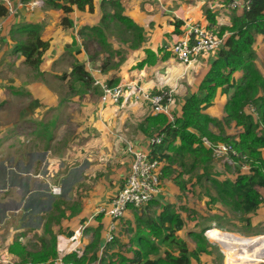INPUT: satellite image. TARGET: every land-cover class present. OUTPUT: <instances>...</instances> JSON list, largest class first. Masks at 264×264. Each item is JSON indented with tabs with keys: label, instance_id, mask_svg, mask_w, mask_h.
Masks as SVG:
<instances>
[{
	"label": "crops",
	"instance_id": "1",
	"mask_svg": "<svg viewBox=\"0 0 264 264\" xmlns=\"http://www.w3.org/2000/svg\"><path fill=\"white\" fill-rule=\"evenodd\" d=\"M8 1L11 10L4 5L7 13L0 17V256H5L9 260L6 262L8 264H51L56 257H61L69 264H105V259H100V255L115 243L109 244L106 239L109 234H113L119 220L134 217L137 212L138 216L142 215L148 204L171 206L168 202H163L166 194L162 182L166 166L162 164L160 192L146 206L140 209L128 207L118 220L97 214L98 209L106 208L111 198L122 188L130 171L133 156L121 149V142L129 141L134 150H137V146H149L151 138L144 128L137 126L135 120L141 121L154 114L148 109L149 104L126 86L132 84L141 92L152 94L173 90L177 103L171 105L170 111L174 117H178L185 98L197 92L199 83L209 71L217 52L202 54L190 65H181L169 50V46L183 35V24L175 32V21H190L207 31H219L221 27L230 26L231 20L241 16L243 12L230 10L225 0H118L124 9V15L143 29L142 42L137 49L127 50L128 54L119 67L102 69L105 61L111 63V57L109 61L107 52L105 54L96 41L87 42L80 34L84 27L99 24L102 17L101 0L93 1L92 13L85 7L80 11L74 8L69 14L47 7L45 0ZM34 2H39V5L33 6ZM206 9L215 16V23L212 25L205 17ZM63 17L72 22V27L64 28L61 25ZM23 25L41 26V38L49 43L38 70L26 65L24 57L15 51V46L26 38L22 32ZM115 25L111 24L113 28ZM108 34L110 33L105 32L111 50L120 49L122 43L114 42ZM228 36L230 33L225 32L223 41ZM85 43L88 44L87 48ZM91 46L97 47L95 53L100 51L96 57L95 53L91 55ZM147 50L156 54L155 64L138 68L137 65L146 58ZM253 50L256 54L255 66L264 77L263 35L256 37ZM65 54H69L73 60L68 67V74L74 60L83 64L100 94L95 105L83 113L84 116H93L91 120L86 119V135L92 142L104 147L103 154H98L97 160L79 150L64 156L66 161H62L59 157L50 158V150L37 152L32 151L31 145L30 150L22 146L25 138L31 137L30 142L37 138V121L43 118L45 112L50 107L57 112L61 107L59 97L55 95L58 93L52 87L55 84L54 75H58L56 62ZM103 54L104 60L101 59ZM91 56L95 57L93 61H90ZM39 72L45 75L44 78L39 76ZM64 76L66 75L58 78L63 80ZM241 76L240 72L234 74L236 79ZM94 81L110 87L123 86L124 97L117 104L103 105L100 101L101 88ZM261 95L264 96V92ZM227 99V95L218 94L204 114L222 121ZM80 104L85 109L86 105L94 103L84 101ZM115 110H119L117 115ZM121 112L133 122L132 132H114L116 126L122 127V122L126 121L119 120ZM246 113H250V108L246 109ZM108 118L110 127L106 125ZM45 121L50 123L44 127L45 134L41 136H45V142L48 141L47 149L52 128L51 119ZM54 122L57 123V120L52 121ZM228 127L235 129V133L231 134ZM208 129L212 135H220L219 128L210 125ZM222 129L227 135H235L241 130L234 122L223 124ZM47 131H50L48 136ZM104 157L108 159L104 160ZM58 172L63 176L64 183L57 182ZM55 186L60 188V194L51 192V188ZM195 186L191 185V190ZM61 195L67 204L60 201ZM162 208L157 215L162 212ZM257 211L264 216V206ZM180 218L182 219L181 216ZM10 219H14L13 222ZM138 221L143 220L139 218ZM184 230L183 227L178 235ZM184 232L188 235L189 232L199 231L188 228ZM43 251L54 252L56 257L51 256L46 262H37ZM104 253L110 254L107 249ZM119 255L121 254L117 252L115 257L118 259ZM112 261L110 259L107 264H113Z\"/></svg>",
	"mask_w": 264,
	"mask_h": 264
},
{
	"label": "trees",
	"instance_id": "2",
	"mask_svg": "<svg viewBox=\"0 0 264 264\" xmlns=\"http://www.w3.org/2000/svg\"><path fill=\"white\" fill-rule=\"evenodd\" d=\"M93 1L45 0V4L47 7L62 10L64 14L71 13L74 8L80 11L85 7H88V12L92 13ZM100 7L102 17L99 24L84 27L80 31L81 38L87 42L96 41L100 49L107 52L108 60L116 51L111 50L105 32L129 35L133 44L130 49H137L142 42L143 29L124 15L121 3L118 0H101ZM6 13V7L0 3V17L5 16ZM204 14L209 24L215 23V16L209 10L206 9ZM114 23L116 25L113 28L111 24ZM182 24L181 21H175V32H178ZM61 25L69 28L72 27V22L67 17H63ZM22 32L26 38L24 42L15 46V51L24 57L26 65L38 70L49 43L42 40L39 25H23ZM225 32H229L230 36L217 52V57L199 83L197 92L185 98L181 106V114L174 117L173 122L163 114L148 115L145 118V121L155 128L158 133L157 138L160 140L159 143H149L148 158L165 164L166 169L172 164L182 168L189 176L190 185H202L203 182L212 184L219 199L245 218L247 230L237 233L254 236L258 233H252L250 217L255 215L259 207L264 206V151H261L264 148V96L261 95L264 92V77L255 66L256 54L253 46L258 35L264 36V0H249L248 8L243 10L241 16L234 17L230 26L221 27L219 31L211 30V33L220 37ZM84 45L87 48L88 44ZM145 53L146 58L137 65L138 68L155 64L156 54L150 50ZM94 59L95 57L91 56L90 61ZM108 63L105 61L103 65L106 67ZM71 68L70 75L77 81L87 84L91 80L83 64L74 60ZM239 72L242 76L236 79L234 74ZM218 94L228 96L224 106L225 117L222 121L204 114L212 106ZM247 108L252 109L253 112L247 114ZM231 122H234L236 127H240L239 133L235 135L224 133L222 125H229ZM210 125L219 128L220 136L210 133L208 129ZM203 137L212 144L222 142L231 145L237 153L245 157L241 159L240 156L231 155L238 166L243 162L248 164L247 174H239L233 181L227 179L220 181L210 164L213 158L212 151L202 144ZM196 169L200 170L201 174L194 175ZM192 177L197 178L195 184L192 183ZM183 227L184 221L173 208L169 205L164 206L157 217L146 222V229L151 231L155 243L144 239L145 250L126 259L124 264H191V258L207 252V244H202L205 230L187 233L198 244L193 251L178 235ZM213 229L235 233L223 229L221 225H216ZM158 247L164 249V255L153 258ZM51 256L55 258L56 254L43 251L38 256L37 262H46Z\"/></svg>",
	"mask_w": 264,
	"mask_h": 264
},
{
	"label": "rangeland",
	"instance_id": "3",
	"mask_svg": "<svg viewBox=\"0 0 264 264\" xmlns=\"http://www.w3.org/2000/svg\"><path fill=\"white\" fill-rule=\"evenodd\" d=\"M109 37L113 39V41H118L122 43V47L113 53L111 56V63L109 62L105 68H117L123 62L124 58H126L129 48L133 45L130 36H124L120 33H110L108 34ZM116 49V47H115ZM97 50L96 46H91L90 51L91 55L95 53ZM114 51V50H113ZM122 51V52H121ZM100 53V51L96 52L94 56ZM105 53V51H104ZM106 54V53H105ZM108 56V54H107ZM101 59H105V55L101 56ZM197 60V59H196ZM72 57L69 54H65L62 59L56 62L58 66V75H54L55 84L53 85V89L58 93L56 97H59V104L61 105L60 109L55 112L51 107L47 110L45 115L41 120L37 121V128L38 132L35 133L37 138L31 140V137L25 138L22 142V146L24 149L30 150V145L32 146V151H43L46 152L50 150V158L54 157L55 159L60 158L62 161H66L64 156L68 155L72 152H77L81 150V152H86V155H91L95 160L99 157L98 154H103L104 147H100L99 144H95L91 141L90 137H88L86 132L84 131L86 126L85 123L88 120L93 119V116L87 115L84 116V112H87L89 107L95 105L98 97L100 96L99 91L93 85L92 80L86 82H79L73 76L68 74V67L72 63ZM110 61V60H109ZM97 64V61H94ZM101 65V63L99 64ZM182 65V64H181ZM55 72V71H54ZM66 75L63 80L58 78L59 76ZM39 76L44 78L43 74L39 72ZM49 79V75H47V80ZM46 80V79H44ZM57 99V98H56ZM88 102L94 103L92 105H86L85 109L82 108V104L80 102ZM173 106L176 105L175 96H173ZM64 107V110L61 108ZM150 107H148L149 109ZM119 110H115V114L117 115ZM127 115H124L122 112L120 114L119 120L123 121L126 119ZM51 119V141L49 147L46 149L48 145V141L45 142V136H41L45 134V128L48 123V120ZM87 119V121H86ZM56 124H52V121H56ZM109 118L107 119L106 125L108 127L111 126L109 122ZM130 121V122H128ZM41 123V124H39ZM123 126L120 127L119 125L115 128V133H122V132H132L131 127L134 126L133 122L129 118L126 121L122 122ZM137 126L142 127L145 129V132L149 133L151 138L150 140L157 137V132L150 123L145 121V119L135 120ZM48 126V125H47ZM49 130V129H48ZM228 130L231 134L235 133V129L228 127ZM79 133V134H78ZM50 131H47L46 135L48 136ZM220 136V135H219ZM149 140V141H150ZM30 142V143H29ZM222 143V142H219ZM123 147L121 148L123 151H127L129 147L132 146V143L129 141L121 142ZM46 149V150H45ZM136 149L138 151H149V146L144 145L142 147L137 146ZM264 149V148H262ZM62 157V158H61ZM88 157V156H87ZM211 159L210 164L213 167L215 173H217L218 178L220 181H224L225 179L233 181L239 174H247V170H244L242 167L247 166L245 162L238 165L233 164H225L222 159H217L214 156ZM64 158V159H63ZM89 158V157H88ZM107 160L108 158H103ZM42 168V167H41ZM57 182L60 183L63 179V176L58 172ZM201 174V171L196 169L194 175ZM48 175V174H47ZM197 182L196 177H192V183L195 184ZM64 183V180L62 181ZM191 182H189V176L183 172L182 168L177 167L175 164H172L168 169H166V173L164 176V180L162 182L164 193L166 194L165 200L163 202H168L174 211H177L179 215L184 220L185 226L184 229L187 230L188 228L197 229L199 232L205 230L203 232V237L205 238L202 244L206 243V253H200L197 257L191 258V264H227L226 257L222 252L224 248H230L231 246H237V244L233 243H225L220 241L217 236L208 237L206 235L207 229L213 228L216 225H221L223 229L234 231L235 234H238V231H245L246 228V221L239 213L234 212L228 205H226L219 196L217 192L213 188L212 184L209 182H203L202 185L197 184L193 190H191ZM56 187V186H55ZM59 188V187H58ZM61 202L67 204V201L62 200L64 199L62 195L60 196ZM147 205V204H146ZM145 205V206H146ZM163 206L158 204L147 205L145 207V213L138 216V212L134 213V217H125L122 220H119V224L113 234L112 242L114 244L109 245L106 249L109 251L110 254L103 253L100 255V259H105V264L113 259V264H124L126 258L134 257L138 251L142 252L145 250V240L155 241L152 239L151 231L146 229V222L150 221L152 218L157 217L158 211L161 210ZM163 209V208H162ZM102 214V213H100ZM142 219L143 221H138V219ZM14 219H10L13 222ZM250 224L251 230L253 234L262 235L260 237H264V216L260 212H255V215L250 217ZM133 227L134 229H132ZM209 227V228H208ZM184 230V231H185ZM181 232L180 236L183 240L189 245L193 251L197 248V242L191 238L190 236L186 235L185 232ZM211 232V231H210ZM214 232V230H212ZM218 232H220L218 230ZM226 232V231H224ZM229 232V231H228ZM238 232V233H237ZM222 233V232H220ZM230 234H234L229 232ZM261 233V234H259ZM230 234H226L227 236H231ZM239 235V234H238ZM241 235V234H240ZM254 235V236H257ZM245 236V235H241ZM217 237V238H216ZM249 238H253L252 236H246ZM144 240V241H143ZM231 244V245H230ZM260 248L257 255L264 251V242H258L251 248ZM240 249V248H239ZM119 252V258L117 259L116 254ZM238 254H242L243 251H237ZM264 254V253H262ZM261 254V255H262ZM164 249L162 247H158V250L154 255L153 258L163 256ZM1 257V256H0ZM260 256H257L258 261L260 260ZM1 260V258H0ZM254 259V262L255 263ZM2 262V261H1ZM0 264H8V263H1ZM249 263V262H248ZM247 263V264H248ZM243 264V263H242ZM264 264V263H262Z\"/></svg>",
	"mask_w": 264,
	"mask_h": 264
},
{
	"label": "built area",
	"instance_id": "4",
	"mask_svg": "<svg viewBox=\"0 0 264 264\" xmlns=\"http://www.w3.org/2000/svg\"><path fill=\"white\" fill-rule=\"evenodd\" d=\"M0 1L11 10L10 2L8 0ZM225 1L227 2L228 8L233 11L240 10L243 12V10L247 9L249 6V0ZM32 5L37 6L39 5V2H34ZM182 28L183 35L181 39L169 46L170 52L181 64L190 65L202 54L218 52L224 44L222 37L207 31L206 28L197 23L185 21ZM94 84L99 85L101 88L102 93L100 101L103 105L117 104L120 99L124 97L125 90L123 89V86L110 87L105 84H100L99 81H94ZM126 88L134 90L138 98L146 101L150 106L151 113L154 115L163 114L168 117L171 122L174 121L173 113L170 111V107L174 103L173 90L160 91V93L152 94L145 93L144 91L141 92L139 88L134 87L132 84H128ZM250 112L252 113L253 110L250 109ZM154 142L159 143L160 140L155 137L149 141L150 144H153ZM202 144L206 148L211 149L213 156L217 159H222L225 164L238 165L233 157L240 156L241 159H245V157H242L237 153L229 144H212L206 138H202ZM127 153L133 156V161L122 188L111 198L106 208H99L97 211V214L102 213L112 220H118L123 217L128 207L140 209L145 206L159 194L161 189L160 175L162 163L149 160L146 152L134 150L132 147L127 149ZM231 155L233 157H231ZM242 168L248 172L247 166H243ZM51 192L53 194H60V188L52 187ZM221 232L229 234V232ZM112 239L113 236L109 234L106 242L110 243ZM239 246H244V243H241ZM239 246H231L230 248L223 249L222 252L227 259V264H242L241 260L244 262L249 261L250 264L264 263V258H260L259 261L257 259V253L260 248L257 247L253 249L247 247L249 250H244L246 254L243 256V259H241L237 251H241L244 247H240L241 249H239ZM0 258L3 263L9 261L3 255H1ZM254 259H256L255 263H253ZM51 264L69 263H65L61 257H56L51 261Z\"/></svg>",
	"mask_w": 264,
	"mask_h": 264
},
{
	"label": "bare ground",
	"instance_id": "5",
	"mask_svg": "<svg viewBox=\"0 0 264 264\" xmlns=\"http://www.w3.org/2000/svg\"><path fill=\"white\" fill-rule=\"evenodd\" d=\"M212 230H214V232H212ZM220 232H218V230H216V229H210V230H207L206 235H208V237H210V236L211 237L217 236L220 239V241L223 242V240H224V244L225 243H231V244L233 243V245L234 244H237L239 246L241 243H244V246H239V248L240 247H244L241 250V251H243V253L242 254L241 253L239 254V257L241 259H243V256L246 254L244 250H249V248L247 249V247H250L251 248V247H253L258 242H264V237H260L262 235L252 236L253 238H249V237L241 236V235H238V234H235V233L234 234H230L229 233L231 236H227L226 234L220 233ZM262 253H264V251H262L258 255L261 258H264V254H262ZM241 262L243 264H247L249 261L244 262V261L241 260Z\"/></svg>",
	"mask_w": 264,
	"mask_h": 264
},
{
	"label": "clouds",
	"instance_id": "6",
	"mask_svg": "<svg viewBox=\"0 0 264 264\" xmlns=\"http://www.w3.org/2000/svg\"><path fill=\"white\" fill-rule=\"evenodd\" d=\"M209 229H213V228H209ZM208 230V229H207Z\"/></svg>",
	"mask_w": 264,
	"mask_h": 264
}]
</instances>
